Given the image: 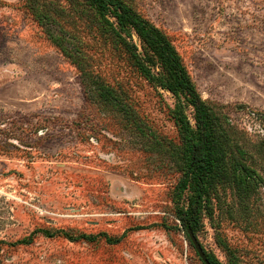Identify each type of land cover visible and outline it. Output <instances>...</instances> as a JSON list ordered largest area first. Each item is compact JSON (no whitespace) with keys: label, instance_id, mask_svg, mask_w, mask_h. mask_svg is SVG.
<instances>
[{"label":"rangeland","instance_id":"1","mask_svg":"<svg viewBox=\"0 0 264 264\" xmlns=\"http://www.w3.org/2000/svg\"><path fill=\"white\" fill-rule=\"evenodd\" d=\"M122 1L169 37L203 101L227 111L250 142L264 137L255 118L264 113V0ZM107 29L85 0H0V264H201L172 215L189 189L171 201L174 114L194 130L193 110L148 84ZM55 39L124 88L166 153L145 150L85 101ZM256 176L246 207L223 189L203 215L195 237L217 264H264V171Z\"/></svg>","mask_w":264,"mask_h":264},{"label":"trees","instance_id":"2","mask_svg":"<svg viewBox=\"0 0 264 264\" xmlns=\"http://www.w3.org/2000/svg\"><path fill=\"white\" fill-rule=\"evenodd\" d=\"M85 1L108 24V32L104 33L110 38L115 52L125 57L148 84L184 96L193 110L194 130L184 114L175 112L179 144L173 146L169 153L178 175L171 201L175 203L176 197L184 190L190 191L186 206L179 208L174 205L172 215L191 245L186 232L189 230L195 235L203 215H212V201L218 190L229 189L238 203L243 207L248 205L260 183L256 170L264 171V137L260 136L255 143L250 142L245 132L233 124L227 111L210 106L201 99L181 56L163 31L139 17L122 0ZM107 17L114 22H108ZM132 33L140 40L144 56L132 41ZM54 42L77 70L87 103L101 113L117 118L128 133L142 142L145 150L156 149L166 153L156 138L149 136V128L139 117L124 88L111 86L92 70L81 55L68 50L60 40L55 39ZM155 65L160 68L159 74L152 72ZM255 118L264 130V113L255 112ZM61 233L72 241L89 242L93 239L84 234L71 236L64 231ZM205 256L209 264H217L214 256Z\"/></svg>","mask_w":264,"mask_h":264},{"label":"water","instance_id":"3","mask_svg":"<svg viewBox=\"0 0 264 264\" xmlns=\"http://www.w3.org/2000/svg\"><path fill=\"white\" fill-rule=\"evenodd\" d=\"M187 237L192 245V247L194 248V250L196 251L198 257L200 258V260L204 263V264H209V262L206 259V256L201 248V246L199 245L195 235H193V233L191 231H187L186 232Z\"/></svg>","mask_w":264,"mask_h":264}]
</instances>
